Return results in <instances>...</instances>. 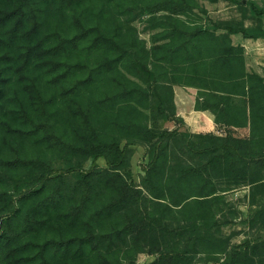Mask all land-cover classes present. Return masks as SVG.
I'll return each instance as SVG.
<instances>
[{"label":"trees","instance_id":"16d2710c","mask_svg":"<svg viewBox=\"0 0 264 264\" xmlns=\"http://www.w3.org/2000/svg\"><path fill=\"white\" fill-rule=\"evenodd\" d=\"M112 1L0 0V264H264V73L232 38L264 29L150 0L148 46ZM175 84L199 89L222 134L190 130ZM243 188L254 236L233 244L227 195Z\"/></svg>","mask_w":264,"mask_h":264},{"label":"rangeland","instance_id":"374dc122","mask_svg":"<svg viewBox=\"0 0 264 264\" xmlns=\"http://www.w3.org/2000/svg\"><path fill=\"white\" fill-rule=\"evenodd\" d=\"M148 1L150 0H113L111 6L116 10V14H119L118 17L120 18L121 23L124 24V26L131 25V27L136 30L139 37L145 39L148 46H151L152 30H148L149 25L147 22L150 14H148L143 8L144 4L148 3ZM199 1L201 6L206 9L207 12L205 13L201 11V8H197L196 12L199 16L195 19L198 21H203L205 23L209 20V18L217 21H244L246 26L257 27L258 25L264 29V0H251L256 2L258 11L262 12L261 16L260 14H257L259 18L253 16L250 11L247 12V15H245L240 5L232 4L227 1ZM138 5L140 7H138ZM120 9L125 11L122 12ZM235 36V41H241L244 39L242 34H237ZM258 40L262 42V45L257 46V52H262L256 53L253 51L252 53H249L248 58L246 55V61L250 63L252 71H255V67L257 66L264 69L263 64H261V61L264 62V38H258ZM257 60L259 62H257ZM172 125V123H167L165 124V127H172ZM132 149L131 169L136 182L140 183L141 177L145 174L144 167L146 166L149 158L147 155V147L144 145H135ZM91 164H98L101 167L106 166L104 159H98L95 162L89 160L85 163V166L89 167ZM227 198L229 204L226 209L228 216L232 218V220L224 227V234L231 238V242L233 244L241 243L247 237L254 236V231L246 222L251 208L248 199V189L243 188L232 190L228 193ZM157 257L158 255L142 252L137 255V260L139 264H149ZM195 264H212V261L207 254L200 253L197 256Z\"/></svg>","mask_w":264,"mask_h":264},{"label":"crops","instance_id":"0c3cea01","mask_svg":"<svg viewBox=\"0 0 264 264\" xmlns=\"http://www.w3.org/2000/svg\"><path fill=\"white\" fill-rule=\"evenodd\" d=\"M233 42L235 45H241L245 50V58L249 53L255 51L256 53L262 52L257 49L262 42L258 39L244 38L241 41H235L236 36L233 35ZM254 52V53H255ZM247 62V61H246ZM257 62H259L257 60ZM264 66V62L261 61ZM247 68L252 71L250 63L247 62ZM264 69L255 67V72L263 74ZM175 104L177 108L178 116L184 119L190 130L194 133H217L222 134L223 128L219 129V125L216 123V115L211 109H197V101H202V97L199 95V89L193 86L175 84ZM241 136H249L250 127L245 126L237 129Z\"/></svg>","mask_w":264,"mask_h":264}]
</instances>
